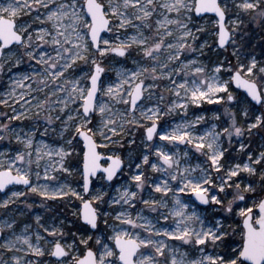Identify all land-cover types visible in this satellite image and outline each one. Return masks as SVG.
<instances>
[{"label":"snow or ice","instance_id":"6c2138e0","mask_svg":"<svg viewBox=\"0 0 264 264\" xmlns=\"http://www.w3.org/2000/svg\"><path fill=\"white\" fill-rule=\"evenodd\" d=\"M261 57L264 0H0V208L79 201L0 264H264Z\"/></svg>","mask_w":264,"mask_h":264},{"label":"rangeland","instance_id":"374dc122","mask_svg":"<svg viewBox=\"0 0 264 264\" xmlns=\"http://www.w3.org/2000/svg\"><path fill=\"white\" fill-rule=\"evenodd\" d=\"M199 23H204L203 20L199 21ZM209 27V31L211 30V24L208 25ZM204 40H207L210 44L213 41V37L208 34V33H204V34H200V41L203 42ZM255 42V41H253ZM256 54L260 55V51L261 49L259 47L256 48ZM206 56L201 57V59L205 62V63H209V61H215L217 56L215 52H210L207 51ZM192 55H196V54H192ZM189 59L192 58L191 55L188 57ZM264 58V57H261ZM26 70V68L21 69ZM113 75L114 78V74ZM163 83H167V81L162 82ZM9 86V82H8V77L4 76V77H0V93H3L4 91L7 90ZM165 101L164 103H167L169 99H171L172 97L169 96L168 93H165ZM120 108H123V105L119 106ZM219 109L221 112L223 111V109L219 106V105H209V104H204L201 106V108L196 109V108H190L189 109V118L192 117V113L196 112V113H203L206 115V117H208L209 119L207 120L206 123L201 124L200 126H198V128L202 129L204 127L209 126V124L211 123V116H212V112L214 110ZM5 111H9L8 109H4ZM167 119L169 120H174V121H179L180 116L179 115H173L171 117H168ZM18 124H22L25 128H27L28 126H30L31 122L30 121H22V122H15ZM45 140H47L49 143H52V140L50 137H45L43 138ZM99 139V138H97ZM257 143H259V141L257 140ZM10 147L12 148H16L18 147V145H11ZM5 150V146L3 144H0V151H4ZM99 151L106 153L107 150L106 149H99ZM74 163L76 162L75 160L73 161ZM41 167H43V162L41 163ZM57 176L59 177L60 181H64L65 179H67V181L69 183L72 184L73 187H78L77 185V181L79 180V176L76 174H73L71 177H68L66 174H59L57 173ZM51 183L55 184L57 183V181H52ZM17 190H23L22 186H16ZM8 190H6L5 192H0V200H3L4 198H6V196L8 195ZM24 200V198L22 197L19 201H17V203L15 205H10L8 209H4V208H0V221L9 218V217H15V219L18 222V230L20 227H23V225L25 223L28 224H32L33 228H35V222H34V217L35 215L39 214L42 216L43 222L46 224H51L53 222V217L56 218V221L58 222L59 220L64 219L65 217H67L68 220H74V217L71 216V212L73 210H75L76 207L79 206V201H75L73 200L71 204H68V202L66 200H58V201H46L45 202V207H40V203H41V198L35 194H29L28 195V203L33 204V207L29 210L26 209L25 204L22 202ZM17 209H21L24 210V215H18L17 214ZM46 209H51V211H47ZM101 227L103 228V225H101Z\"/></svg>","mask_w":264,"mask_h":264},{"label":"water","instance_id":"95a60500","mask_svg":"<svg viewBox=\"0 0 264 264\" xmlns=\"http://www.w3.org/2000/svg\"><path fill=\"white\" fill-rule=\"evenodd\" d=\"M99 150V149H98ZM6 191V190H5ZM3 193V192H2Z\"/></svg>","mask_w":264,"mask_h":264},{"label":"bare ground","instance_id":"6f19581e","mask_svg":"<svg viewBox=\"0 0 264 264\" xmlns=\"http://www.w3.org/2000/svg\"><path fill=\"white\" fill-rule=\"evenodd\" d=\"M105 99H107V98H105Z\"/></svg>","mask_w":264,"mask_h":264}]
</instances>
